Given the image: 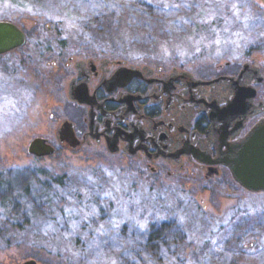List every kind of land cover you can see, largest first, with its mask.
I'll return each instance as SVG.
<instances>
[{
  "label": "rangeland",
  "instance_id": "rangeland-1",
  "mask_svg": "<svg viewBox=\"0 0 264 264\" xmlns=\"http://www.w3.org/2000/svg\"><path fill=\"white\" fill-rule=\"evenodd\" d=\"M0 19L27 34L0 53V180L60 179L33 208L17 182L0 187V264H264V191L230 170L177 179L101 147L62 146L55 129L71 109L52 75L57 53L184 62L201 74L264 61V0H0ZM35 136L56 151L30 153Z\"/></svg>",
  "mask_w": 264,
  "mask_h": 264
},
{
  "label": "flooded vegetation",
  "instance_id": "flooded-vegetation-1",
  "mask_svg": "<svg viewBox=\"0 0 264 264\" xmlns=\"http://www.w3.org/2000/svg\"><path fill=\"white\" fill-rule=\"evenodd\" d=\"M53 64L79 148L101 147L167 177L221 176L229 171L223 156L264 119L261 59L246 58L239 68L217 63L202 74L184 62L130 61L104 52L57 53Z\"/></svg>",
  "mask_w": 264,
  "mask_h": 264
},
{
  "label": "water",
  "instance_id": "water-1",
  "mask_svg": "<svg viewBox=\"0 0 264 264\" xmlns=\"http://www.w3.org/2000/svg\"><path fill=\"white\" fill-rule=\"evenodd\" d=\"M27 41L26 32L14 21L0 19V53L22 46ZM56 138L62 146L70 143L72 150L80 144L74 132V123L65 118L55 129ZM114 151V149H111ZM28 151L36 156L52 154L56 151L49 138L35 136L28 143ZM227 164L232 176L250 191H264V119L256 123L244 140L230 147L221 159ZM21 264H38L34 257L24 259Z\"/></svg>",
  "mask_w": 264,
  "mask_h": 264
},
{
  "label": "trees",
  "instance_id": "trees-1",
  "mask_svg": "<svg viewBox=\"0 0 264 264\" xmlns=\"http://www.w3.org/2000/svg\"><path fill=\"white\" fill-rule=\"evenodd\" d=\"M145 4L151 6L148 3H145ZM15 50L16 49H12L10 51H15ZM38 173H39V175L42 176V178L38 177V176L31 177V178H25V177H22L20 175V177L17 176V178L14 179L12 182H11V180L1 179L0 180V187H2L1 191L9 190L13 186V183L17 182L19 184V187H20V197L21 196H23L24 198H25V196L29 197V200L31 202L32 208H33V205H35V207L41 206V204L39 202H36V196L37 195H34V194L36 192L40 193L42 191L51 190L52 189V185H54V183L56 181H59L60 179H58V177H55V178L51 177L49 174H46L45 172H40L39 171ZM10 196H12L13 199L17 198V196H15V195H10ZM150 239H153V237L150 238ZM154 240H162V241H164L165 240V235L162 234V236L157 237Z\"/></svg>",
  "mask_w": 264,
  "mask_h": 264
}]
</instances>
